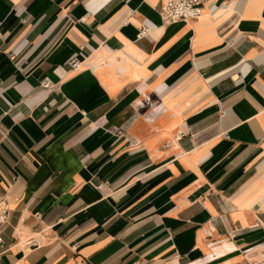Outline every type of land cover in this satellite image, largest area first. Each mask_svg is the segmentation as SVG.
<instances>
[{"label": "crops", "instance_id": "0c3cea01", "mask_svg": "<svg viewBox=\"0 0 264 264\" xmlns=\"http://www.w3.org/2000/svg\"><path fill=\"white\" fill-rule=\"evenodd\" d=\"M166 1L0 0V264H264V0Z\"/></svg>", "mask_w": 264, "mask_h": 264}, {"label": "built area", "instance_id": "2783aa9c", "mask_svg": "<svg viewBox=\"0 0 264 264\" xmlns=\"http://www.w3.org/2000/svg\"><path fill=\"white\" fill-rule=\"evenodd\" d=\"M204 14V8L201 0H167L159 9V15L161 19L166 23H175L180 21H193L199 19ZM149 29L147 27H140L137 34V38H141L148 34ZM69 66L72 69L79 67V61L77 58H72L69 62ZM41 87L44 89L51 88L48 80L41 82ZM182 133H178V137H181ZM9 208L5 199L0 201V243H2L1 231L2 227L7 221Z\"/></svg>", "mask_w": 264, "mask_h": 264}]
</instances>
